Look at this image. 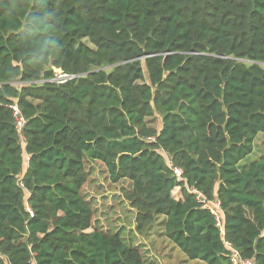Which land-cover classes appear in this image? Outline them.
I'll list each match as a JSON object with an SVG mask.
<instances>
[{"label":"trees","instance_id":"obj_1","mask_svg":"<svg viewBox=\"0 0 264 264\" xmlns=\"http://www.w3.org/2000/svg\"><path fill=\"white\" fill-rule=\"evenodd\" d=\"M261 134L264 0H0V264H147L88 232L89 162L136 237L161 219L190 261L264 264Z\"/></svg>","mask_w":264,"mask_h":264},{"label":"rangeland","instance_id":"obj_2","mask_svg":"<svg viewBox=\"0 0 264 264\" xmlns=\"http://www.w3.org/2000/svg\"><path fill=\"white\" fill-rule=\"evenodd\" d=\"M18 87V83H14ZM154 126L159 128V121L156 119ZM264 155V135H259L254 142L253 153L244 160V164L256 160ZM88 178L82 187L81 194L90 202L93 209L92 229H102L108 232H121V235L128 243L140 247L147 264H205L200 261H190L180 252L166 237L160 227L161 219L158 220L145 238L136 237L133 233L134 213L124 201V192L128 185L124 181L112 183L107 176L103 166L99 163L89 162L86 165ZM175 199L181 197L179 188L172 192ZM216 209L215 205H211Z\"/></svg>","mask_w":264,"mask_h":264},{"label":"built area","instance_id":"obj_3","mask_svg":"<svg viewBox=\"0 0 264 264\" xmlns=\"http://www.w3.org/2000/svg\"><path fill=\"white\" fill-rule=\"evenodd\" d=\"M63 78H65V76H63V75H59L58 77H57V79H63ZM11 109L13 110V112H14V117H15V119H16V121H17V127H18V129L20 130L21 128H22V126H23V120H22V118L19 116V111H18V109H17V107H15V106H13V107H11ZM176 174L177 175H180V173L178 172V171H176ZM200 202L202 203V204H205V202L201 199L200 200ZM212 205V204H211ZM215 207H216V209H212V211H213V214L215 215V217L217 218V220H218V215H217V212L219 211V204H218V202H215ZM233 263H236V260H233ZM244 264H250L249 262H244Z\"/></svg>","mask_w":264,"mask_h":264}]
</instances>
